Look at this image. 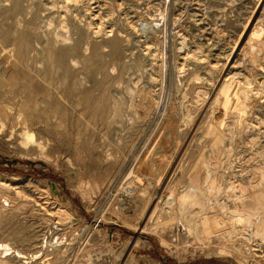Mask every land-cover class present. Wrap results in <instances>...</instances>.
I'll return each mask as SVG.
<instances>
[{"label": "rangeland", "instance_id": "obj_1", "mask_svg": "<svg viewBox=\"0 0 264 264\" xmlns=\"http://www.w3.org/2000/svg\"><path fill=\"white\" fill-rule=\"evenodd\" d=\"M254 175L264 0H0V246L57 238L52 264H244L212 219L190 220L177 200L206 197L212 176V200L231 206L228 184ZM257 227L243 225L253 242ZM15 251L0 264H27Z\"/></svg>", "mask_w": 264, "mask_h": 264}, {"label": "bare ground", "instance_id": "obj_2", "mask_svg": "<svg viewBox=\"0 0 264 264\" xmlns=\"http://www.w3.org/2000/svg\"><path fill=\"white\" fill-rule=\"evenodd\" d=\"M74 1V0H73ZM161 14V13H160ZM162 16V15H161ZM152 21H145L144 20V25H146V29L148 28V24L150 25ZM88 27V26H87ZM7 30V29H6ZM10 29H8L9 31ZM5 32V30H4ZM261 32V27L258 26H253L250 31L248 38L250 40H255L258 38ZM9 33V32H8ZM59 33V32H57ZM6 35V33H4ZM8 35V34H7ZM116 42L112 40L111 42V47L115 48ZM78 46V43L73 45L71 47L72 50H75ZM80 47V46H79ZM79 51V50H78ZM62 60L64 62V70L65 73L70 71L69 67V60H66V55L64 54L62 57ZM63 65V64H62ZM60 65H58L59 67ZM101 65H98V69L101 68ZM55 67V66H54ZM57 67V66H56ZM175 67V66H174ZM61 68V66H60ZM53 69V68H52ZM183 70V69H182ZM52 71V70H51ZM57 71V69H56ZM55 71V72H56ZM180 71V70H179ZM53 73V71H52ZM63 73V72H62ZM93 75V73H92ZM197 78V77H196ZM29 79V78H28ZM33 79V78H32ZM96 79V78H95ZM32 82V81H31ZM34 82V80H33ZM92 82V81H91ZM193 82V81H192ZM26 83V82H25ZM77 83V82H76ZM63 84V83H61ZM91 84V83H90ZM78 85V84H77ZM17 86V85H16ZM31 86V85H30ZM49 86V85H48ZM83 86V85H82ZM91 86V85H90ZM88 87V85H87ZM36 88V87H35ZM58 88V87H57ZM56 88V89H57ZM74 88V87H73ZM78 88V87H77ZM82 88V87H81ZM90 88V87H88ZM93 88V87H92ZM95 88V87H94ZM129 88V87H128ZM15 89V88H14ZM21 88H19L20 91ZM25 89V88H24ZM29 89V87H28ZM31 89V88H30ZM96 89V88H95ZM107 89V88H106ZM194 89V88H193ZM37 90V89H36ZM36 90L34 92H36ZM78 90V89H77ZM80 90V87H79ZM18 91V90H16ZM77 92V91H76ZM30 93V92H29ZM33 93V92H32ZM49 93V92H48ZM64 93V92H63ZM69 93V92H68ZM199 93V92H198ZM197 93V94H198ZM28 94V93H27ZM40 94V93H38ZM52 94V93H51ZM130 94V93H129ZM50 95V94H49ZM34 96V95H33ZM36 96V95H35ZM40 96V95H39ZM38 96V97H39ZM64 96V94H63ZM74 96V95H73ZM206 96V95H205ZM37 97V96H36ZM65 97V96H64ZM46 98V97H45ZM56 98V97H55ZM53 98V99H55ZM73 98V97H72ZM75 98V97H74ZM115 98V97H114ZM153 98V97H152ZM128 99V98H127ZM126 99V100H127ZM146 99V98H145ZM29 99L25 98H20L16 99V93L14 90V103L16 104V112L18 113H25L22 110H25L29 108L28 106L31 104ZM48 100V99H47ZM59 100V99H58ZM65 100V99H64ZM67 100V99H66ZM75 100V99H74ZM83 100V99H82ZM60 101V100H59ZM148 101V100H147ZM208 101V99H207ZM56 102V101H55ZM66 102V101H65ZM121 102V101H119ZM127 102V101H126ZM53 103V102H51ZM57 103V102H56ZM59 103V102H58ZM62 103V101H61ZM64 103V102H63ZM112 103V102H111ZM60 105V104H58ZM69 105V104H68ZM128 105V104H127ZM33 106V105H31ZM52 106V105H51ZM54 103V107H55ZM114 106V105H113ZM50 107V105H49ZM70 109L71 107L66 106V108ZM158 107V106H157ZM53 109V108H52ZM73 110V109H72ZM71 110V111H72ZM136 110V109H135ZM50 111V109H49ZM56 111V110H55ZM67 111V110H66ZM223 111V110H222ZM230 111V110H229ZM232 111V110H231ZM49 114V113H48ZM72 114V113H71ZM76 114V113H75ZM233 114V113H232ZM33 116V115H32ZM73 116V115H72ZM77 116V115H76ZM213 116V115H212ZM49 117V116H48ZM57 117V116H56ZM69 119V117H68ZM74 119V118H73ZM47 121L50 122V119L46 120L43 124V127H47ZM71 123V122H70ZM52 127L57 124H52ZM39 125V124H38ZM38 125H36L38 127ZM210 125V124H209ZM64 126V124H63ZM238 126V125H237ZM229 128V127H228ZM50 129V128H49ZM30 131V130H29ZM44 131V130H43ZM52 132V131H48ZM212 132V131H211ZM30 133V132H28ZM53 133V132H52ZM31 134V133H30ZM57 134V132H56ZM63 134V133H62ZM31 137V136H30ZM244 170V169H243ZM246 171V170H245ZM253 172H250L252 174ZM204 178V177H203ZM31 179V178H29ZM194 182H196L194 180ZM197 183V182H196ZM211 185H208L206 188L205 194L207 196L205 197L202 193L199 195L195 196L193 199H190L189 201L185 199L179 198L177 200L178 202V207L179 211L183 216H194L190 220L200 218V219H212L213 223V233L217 234L220 236V240L222 246H225L226 248H234V249H239V253L242 254L241 259L243 260L244 264H264V176H251L249 179L248 185L246 187H241L239 189H236V185L228 184L229 190L234 193L238 192V196L229 198L232 201L231 206H227L226 200L228 198H222L219 197L218 194L216 196V199L212 200L213 192H217L220 190V186L216 184V182H213L212 176H210V182ZM208 183V184H209ZM237 184V183H236ZM206 185V184H205ZM198 189H201L198 185H196ZM227 188V189H228ZM220 192V191H219ZM235 194V193H234ZM237 194V193H236ZM179 195V194H178ZM175 197V196H174ZM180 197V196H179ZM193 197V196H192ZM204 199H202V198ZM177 198V195L175 199ZM171 199V198H170ZM165 204L170 206L169 204L171 203L170 200H164ZM170 202V203H169ZM220 207L222 208V213L220 210ZM170 209V207H169ZM48 211V210H47ZM217 212V213H216ZM50 213V212H48ZM65 209L61 206L55 207V210H52L51 215H57V217L64 215ZM216 213V214H215ZM67 215V212L66 214ZM69 215V214H68ZM216 215V216H215ZM244 215V216H243ZM215 216V217H214ZM64 217V216H63ZM182 217V216H181ZM214 217V218H213ZM60 219V218H59ZM63 220V219H62ZM215 220V223L213 222ZM248 221L250 223L256 224L258 227V231L260 232V237L261 241L260 242H253V240H249L243 230V225L245 222ZM197 226V225H196ZM200 226V225H199ZM203 226V225H202ZM201 227V226H200ZM189 229V228H188ZM204 231V229H202ZM207 231V230H206ZM255 231V230H254ZM257 232V231H256ZM255 232V233H256ZM201 234V233H199ZM204 234V233H203ZM21 235V234H19ZM23 235V234H22ZM21 235V236H22ZM202 235V234H201ZM206 235V234H205ZM18 236V235H17ZM250 236V234L248 235ZM45 237V236H44ZM203 238V237H202ZM202 240L201 238H199ZM252 239V237H251ZM206 240V239H205ZM43 242V243H42ZM203 242V240H202ZM4 243H6L4 241ZM2 243V244H4ZM41 245L39 248L34 251H29L25 252L23 250H16V255L18 260L24 259L23 262H26L29 264V262L32 263V261L36 262V264H52L53 262H56L57 259H59V254L61 252V248L59 247V244L61 243L58 241L56 238L54 242H50L47 238L46 239H41ZM206 243V242H205ZM0 246V253L6 254V251H14L12 248V244L7 246V245H2ZM50 247V248H49ZM50 250V251H48ZM63 255V254H62ZM4 259V257H3ZM60 260V259H59ZM2 261V260H1ZM22 262V261H21ZM30 263V264H31ZM59 263V262H58Z\"/></svg>", "mask_w": 264, "mask_h": 264}, {"label": "built area", "instance_id": "obj_3", "mask_svg": "<svg viewBox=\"0 0 264 264\" xmlns=\"http://www.w3.org/2000/svg\"><path fill=\"white\" fill-rule=\"evenodd\" d=\"M179 230V227L177 226V228H176V232L175 233H177V232H183L184 231V229H183V227L181 228V231H178ZM178 234V233H177ZM176 236L174 235L173 237H172V240H174V241H176Z\"/></svg>", "mask_w": 264, "mask_h": 264}]
</instances>
